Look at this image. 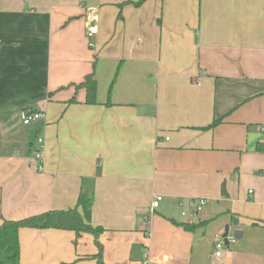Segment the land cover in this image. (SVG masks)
I'll list each match as a JSON object with an SVG mask.
<instances>
[{
    "label": "crops",
    "instance_id": "0c3cea01",
    "mask_svg": "<svg viewBox=\"0 0 264 264\" xmlns=\"http://www.w3.org/2000/svg\"><path fill=\"white\" fill-rule=\"evenodd\" d=\"M127 1L0 0V224L84 196L106 264L145 248L152 264H264V0H146L119 17ZM23 109L47 116L26 125ZM75 238L22 228L20 263L96 264L95 237Z\"/></svg>",
    "mask_w": 264,
    "mask_h": 264
},
{
    "label": "trees",
    "instance_id": "16d2710c",
    "mask_svg": "<svg viewBox=\"0 0 264 264\" xmlns=\"http://www.w3.org/2000/svg\"><path fill=\"white\" fill-rule=\"evenodd\" d=\"M146 0L127 1L120 4L119 17L122 16L121 8L124 4L132 3L135 6L142 5ZM87 89V102H96L97 85L93 74L86 77L82 83ZM222 121L221 118L214 119L213 122L204 127V129L213 128ZM224 193L225 190L223 189ZM90 199L88 197H80L78 206L66 210H48L39 214L31 215L18 220L3 218L0 224V264H4L3 256L6 255L11 264H21V242L20 230L22 228L36 229H62L75 233V245L78 239L84 233H90L95 237L97 253L87 255L89 259L96 261V264H106L103 260L104 246L100 242L99 237L104 232L101 227H94L91 224ZM81 206V209L79 207ZM187 228L193 229L194 226L184 224ZM80 260V259H79Z\"/></svg>",
    "mask_w": 264,
    "mask_h": 264
},
{
    "label": "built area",
    "instance_id": "2783aa9c",
    "mask_svg": "<svg viewBox=\"0 0 264 264\" xmlns=\"http://www.w3.org/2000/svg\"><path fill=\"white\" fill-rule=\"evenodd\" d=\"M91 46H94L93 43H90ZM21 119L24 124H30L32 121L45 119L46 113L41 110H30V109H23L21 110ZM259 130L264 133V125H259ZM45 139L42 136L37 137V148L34 152V160L37 164V170L44 171V165H45ZM163 199V196L161 194H157L151 204H150V210L154 211L156 208H158L160 201ZM207 200L203 197L198 198L197 200L192 201V205L196 208L197 211L201 210L203 206L206 204ZM223 234L217 235L215 239V248H216V256H220L222 252V248L224 247L225 241H224ZM145 256L144 259L141 260L140 264H152L149 259V250L147 248L144 249Z\"/></svg>",
    "mask_w": 264,
    "mask_h": 264
},
{
    "label": "water",
    "instance_id": "95a60500",
    "mask_svg": "<svg viewBox=\"0 0 264 264\" xmlns=\"http://www.w3.org/2000/svg\"><path fill=\"white\" fill-rule=\"evenodd\" d=\"M229 232H230V227L229 226H226L225 228V232H224V237L227 238L229 236ZM238 231L235 232V236L238 235Z\"/></svg>",
    "mask_w": 264,
    "mask_h": 264
},
{
    "label": "rangeland",
    "instance_id": "374dc122",
    "mask_svg": "<svg viewBox=\"0 0 264 264\" xmlns=\"http://www.w3.org/2000/svg\"><path fill=\"white\" fill-rule=\"evenodd\" d=\"M3 261H4V264H11L10 259L6 255L3 256Z\"/></svg>",
    "mask_w": 264,
    "mask_h": 264
}]
</instances>
